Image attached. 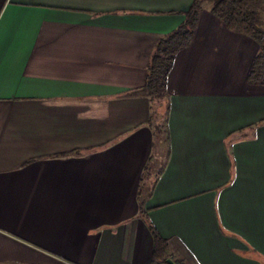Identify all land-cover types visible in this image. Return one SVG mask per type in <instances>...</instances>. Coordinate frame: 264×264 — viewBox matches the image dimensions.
Instances as JSON below:
<instances>
[{"label": "crops", "instance_id": "obj_1", "mask_svg": "<svg viewBox=\"0 0 264 264\" xmlns=\"http://www.w3.org/2000/svg\"><path fill=\"white\" fill-rule=\"evenodd\" d=\"M193 2L0 0V264H154L152 227L186 264H264L257 42L206 7L169 111L130 95Z\"/></svg>", "mask_w": 264, "mask_h": 264}, {"label": "trees", "instance_id": "obj_2", "mask_svg": "<svg viewBox=\"0 0 264 264\" xmlns=\"http://www.w3.org/2000/svg\"><path fill=\"white\" fill-rule=\"evenodd\" d=\"M206 7L228 29L257 42L259 52L249 73V83L264 86V29L261 24L264 0H194L191 8L185 13L183 24L158 41L148 68L146 86L130 94L150 99L154 122L160 115L159 108L165 106L167 112L169 111V75L178 53L194 40L201 12ZM166 127L164 122L159 129L166 131ZM152 232L155 241L154 264H172L169 260H172L173 264H186L184 261L173 259L168 242L153 227Z\"/></svg>", "mask_w": 264, "mask_h": 264}, {"label": "rangeland", "instance_id": "obj_3", "mask_svg": "<svg viewBox=\"0 0 264 264\" xmlns=\"http://www.w3.org/2000/svg\"><path fill=\"white\" fill-rule=\"evenodd\" d=\"M208 5V4H207ZM209 6V5H208ZM261 24H262V28L264 29V9H263V11H262V13H261ZM158 130V129H157ZM160 133V132H159ZM163 133H164V131H163ZM162 133V134H163ZM162 135L161 134H158V136H157V138H156V147H155V154H154V158H155V160L153 161V163H152V171H153V173H155L156 171H158V170H160L161 168H162V165H163V162H164V154H162L161 152H160V144L163 142L162 141V138L163 137H161ZM161 138V139H160ZM167 145H165L164 144V146H163V151L164 150H167L168 149V146L166 147ZM165 147H166V149H165ZM162 151V150H161Z\"/></svg>", "mask_w": 264, "mask_h": 264}, {"label": "water", "instance_id": "obj_4", "mask_svg": "<svg viewBox=\"0 0 264 264\" xmlns=\"http://www.w3.org/2000/svg\"><path fill=\"white\" fill-rule=\"evenodd\" d=\"M169 262L173 264L172 260H169Z\"/></svg>", "mask_w": 264, "mask_h": 264}]
</instances>
